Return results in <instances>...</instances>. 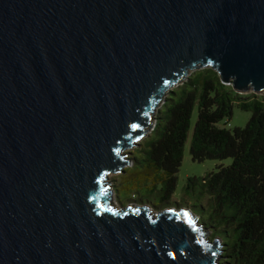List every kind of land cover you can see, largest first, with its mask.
<instances>
[{"label":"water","instance_id":"1","mask_svg":"<svg viewBox=\"0 0 264 264\" xmlns=\"http://www.w3.org/2000/svg\"><path fill=\"white\" fill-rule=\"evenodd\" d=\"M206 66L264 89V0H0V264H215L190 214L103 184Z\"/></svg>","mask_w":264,"mask_h":264},{"label":"trees","instance_id":"2","mask_svg":"<svg viewBox=\"0 0 264 264\" xmlns=\"http://www.w3.org/2000/svg\"><path fill=\"white\" fill-rule=\"evenodd\" d=\"M160 103L151 131L135 145L127 170L119 171L122 181L129 189L144 191L138 204L146 203L159 211L196 208L206 214V225L216 222L229 237L228 243L218 237L223 249H217L215 258L221 259L217 264H264V98L235 93L206 66L189 70L165 91L157 106ZM234 107L250 113L244 126L231 130L218 127L232 117ZM186 141L191 162L230 159L227 166H218L199 181L186 179L182 197L191 191L193 200L189 203L173 200L175 174ZM130 201L137 203L136 198ZM188 212L200 218V214ZM200 222L206 229L205 221L200 218ZM211 227L213 240L216 227ZM204 242L212 241L205 237Z\"/></svg>","mask_w":264,"mask_h":264},{"label":"rangeland","instance_id":"3","mask_svg":"<svg viewBox=\"0 0 264 264\" xmlns=\"http://www.w3.org/2000/svg\"><path fill=\"white\" fill-rule=\"evenodd\" d=\"M253 93H247V94H242V96H248L251 95ZM255 95V94H254ZM258 97H262L264 98V94H258L256 95ZM161 103L153 110L152 116L149 119L150 125L147 127L146 131L143 133L142 138L136 142V144H138L143 138H145L152 126H153V118L155 115L156 110L160 107ZM196 117V112L193 115V117L190 120V130L192 128L193 125V121ZM250 117V113L249 112H243L241 110H239L237 107L233 108V112H232V117L227 120L225 122V125L223 124H219L218 127H222L224 126L226 129H233V128H242L245 124V122L247 121V119H249ZM136 146L133 145L131 148L127 149V150H122L120 152L121 155H124V158L129 159L130 156L133 155L132 150L135 148ZM138 153H134V156H137ZM230 163V159H226L223 161H211V160H205L202 161L200 163H196V162H191L190 158H189V154H188V141H186V143L183 146V150H182V159H181V163L179 168L177 169V172L175 174V189H174V193H173V200L175 202H184L187 201V203L191 202V200H193V194L191 191H186V196L182 197V188L185 185V181L187 178H191V179H196L197 181H199L202 177H204L207 173L209 172H213L216 170V168L218 166H227ZM129 161H128V165L127 167H124L123 169H126L129 167ZM127 170V169H126ZM120 172H116V173H112V174H108L105 178V180L103 181V184H106L108 187V191H109V196H110V200L112 203V206H114L117 209H124V208H144L147 211H149L150 213H154V214H158L161 212H164L165 210H155L152 209L150 205L144 203L143 205L138 204L139 200V195L144 194V191L141 189H138L137 191L129 189L128 186L125 185V183L122 181V176L119 175ZM119 175V176H118ZM128 183V182H127ZM130 198H136V202L137 203H133V202H128V200H130ZM195 201V200H194ZM190 210L191 212L193 211L195 214H200V218L202 219V221L204 222V224H208V222L205 220L206 218V214L203 216V214H201V212H199L196 208L195 209H191L189 207H185V206H181V207H174L172 209V211L175 210ZM187 210V211H188ZM200 218L196 217L194 215V220L196 221L195 225H197L198 227H201L202 230L206 233V241H215V243L218 245V251L223 249V246L220 244L219 242V238L223 239L226 243H228L229 241V237H226L222 234L220 226L217 225L216 222H213L211 225H206L207 228L205 229L200 222ZM215 225L216 227V234L217 237L215 239L212 240L211 235L209 233V229L212 230L213 228L211 226ZM220 256V255H219ZM219 258V257H218ZM217 262L221 263V259H215V264Z\"/></svg>","mask_w":264,"mask_h":264},{"label":"bare ground","instance_id":"4","mask_svg":"<svg viewBox=\"0 0 264 264\" xmlns=\"http://www.w3.org/2000/svg\"><path fill=\"white\" fill-rule=\"evenodd\" d=\"M258 94H264V89L258 92Z\"/></svg>","mask_w":264,"mask_h":264}]
</instances>
